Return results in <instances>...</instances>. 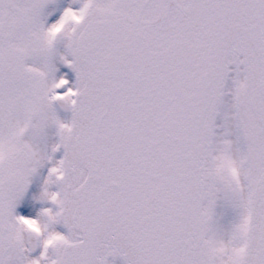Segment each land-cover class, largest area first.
Masks as SVG:
<instances>
[{"label":"snow or ice","instance_id":"obj_1","mask_svg":"<svg viewBox=\"0 0 264 264\" xmlns=\"http://www.w3.org/2000/svg\"><path fill=\"white\" fill-rule=\"evenodd\" d=\"M0 264H264V0H0Z\"/></svg>","mask_w":264,"mask_h":264}]
</instances>
